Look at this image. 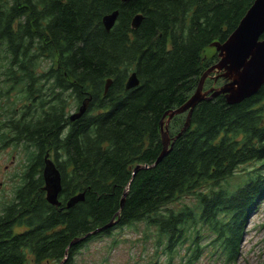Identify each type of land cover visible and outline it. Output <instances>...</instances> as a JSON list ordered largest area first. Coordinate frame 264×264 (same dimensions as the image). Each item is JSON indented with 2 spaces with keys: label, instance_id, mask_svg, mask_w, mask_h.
<instances>
[{
  "label": "trees",
  "instance_id": "1",
  "mask_svg": "<svg viewBox=\"0 0 264 264\" xmlns=\"http://www.w3.org/2000/svg\"><path fill=\"white\" fill-rule=\"evenodd\" d=\"M254 1L0 0V147L24 144L27 159L14 198L0 206V264H60L66 253L64 264H76L89 241L141 223L153 264H164L161 255L174 264L182 252V264H195L208 247L216 259L238 262L264 199L260 168L247 180L237 175L241 165H264V85L240 103L224 95L201 101L169 154L132 177L162 152L164 114L183 105L218 60L207 48L227 40ZM115 10L108 31L103 19ZM133 72L140 84L128 89ZM228 80L208 77L205 88ZM70 101L77 111L69 115ZM186 117L173 118L172 136ZM47 157L62 174L59 206L44 189ZM235 176L241 185H224ZM83 191L85 199L67 207ZM119 210L115 226L70 246Z\"/></svg>",
  "mask_w": 264,
  "mask_h": 264
},
{
  "label": "water",
  "instance_id": "2",
  "mask_svg": "<svg viewBox=\"0 0 264 264\" xmlns=\"http://www.w3.org/2000/svg\"><path fill=\"white\" fill-rule=\"evenodd\" d=\"M119 10H115L104 17L105 27L110 31L118 18ZM141 16L134 18L133 26L137 27ZM212 47H216L219 52V59L211 65L201 76L199 85L191 97L180 107L167 111L161 120V132L163 149L158 158L153 163L138 164L133 171V177L141 169L154 168L158 165L173 149L178 138L190 127L192 115L197 105L203 100H210L214 97L224 95L229 104H236L255 95L264 85V0H255L248 9L245 16L240 21L237 28L230 34L224 42H214ZM229 80L221 87H212L204 90V85L208 77L214 73ZM213 77V76H212ZM113 79L106 82V92L109 90ZM140 84V79L136 72H133L127 80V88H134ZM187 112V117L183 128L178 134H170V123L176 115ZM45 180L44 189L47 200L59 206L61 204L59 195L63 189L62 174L54 160L46 158L45 168L43 171ZM131 181L128 183L121 200V208L124 207L126 196L130 188ZM85 191L77 193L71 197L67 207H72L76 203L84 200ZM120 211L113 219L102 227L86 233L81 237L75 238L70 246L77 244L92 234L101 230L110 228L117 224L120 219ZM68 259L66 253L65 260ZM65 261L60 264H64Z\"/></svg>",
  "mask_w": 264,
  "mask_h": 264
},
{
  "label": "rangeland",
  "instance_id": "3",
  "mask_svg": "<svg viewBox=\"0 0 264 264\" xmlns=\"http://www.w3.org/2000/svg\"><path fill=\"white\" fill-rule=\"evenodd\" d=\"M214 50V47L209 46L206 52L212 54ZM42 65L44 71L50 63L45 61ZM215 76L217 75L215 74ZM208 85L207 88L204 87V90L214 87L212 83ZM215 87H221V85ZM15 97L4 98V103L7 104L6 99L15 100ZM19 103H23V101L21 99L15 101V104ZM70 105L69 115L77 111L76 107H72V101H70ZM23 145L8 142L0 147V183H2L0 186V206L14 198L16 187L23 181L22 173L27 161L26 155L22 151ZM257 168H260V171L264 173L263 164L252 162L241 165L237 169V175H246L244 179L247 180L250 178L249 172L253 173ZM242 182H240V178L237 179L235 176L234 179L229 178L224 181V185L233 189L241 185ZM259 205V208L252 211L250 215L243 237L241 254L235 264H264V199ZM143 230V223L138 227V230L129 226L115 227L111 236L104 235L101 238H94L83 246L75 254L76 264H153L151 263L155 251L153 241L150 237L145 238ZM114 239L118 240L117 245L113 244ZM211 250L212 247H208L195 264H226L221 258L216 259V256H211ZM183 255L184 252L175 259L174 264H182ZM161 260L164 264H168L166 255H161Z\"/></svg>",
  "mask_w": 264,
  "mask_h": 264
},
{
  "label": "bare ground",
  "instance_id": "4",
  "mask_svg": "<svg viewBox=\"0 0 264 264\" xmlns=\"http://www.w3.org/2000/svg\"><path fill=\"white\" fill-rule=\"evenodd\" d=\"M124 1H128V0H124ZM110 14V13H109ZM108 15V14H107ZM106 16V15H105ZM119 16V15H118ZM139 16H141V20L143 19V16L141 15V14H139ZM135 17H137V15L135 16ZM134 17V18H135ZM118 19V18H117ZM104 20V19H103ZM141 20H140V22H141ZM104 22V21H103ZM133 22H134V19H133ZM140 22H139V24H140ZM105 24V23H104ZM116 24V23H115ZM139 26V25H138ZM137 26V27H138ZM135 27V26H134ZM136 28V27H135ZM206 83V82H205ZM204 87H205V85H204Z\"/></svg>",
  "mask_w": 264,
  "mask_h": 264
},
{
  "label": "flooded vegetation",
  "instance_id": "5",
  "mask_svg": "<svg viewBox=\"0 0 264 264\" xmlns=\"http://www.w3.org/2000/svg\"><path fill=\"white\" fill-rule=\"evenodd\" d=\"M2 185V183H0V186Z\"/></svg>",
  "mask_w": 264,
  "mask_h": 264
}]
</instances>
